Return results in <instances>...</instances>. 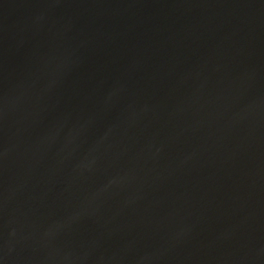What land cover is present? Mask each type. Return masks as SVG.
Returning a JSON list of instances; mask_svg holds the SVG:
<instances>
[{"label":"water","instance_id":"1","mask_svg":"<svg viewBox=\"0 0 264 264\" xmlns=\"http://www.w3.org/2000/svg\"><path fill=\"white\" fill-rule=\"evenodd\" d=\"M0 264H264V0H0Z\"/></svg>","mask_w":264,"mask_h":264}]
</instances>
